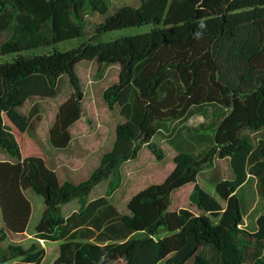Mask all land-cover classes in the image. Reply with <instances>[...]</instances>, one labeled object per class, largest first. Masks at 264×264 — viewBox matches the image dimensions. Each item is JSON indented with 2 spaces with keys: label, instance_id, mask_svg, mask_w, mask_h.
I'll return each mask as SVG.
<instances>
[{
  "label": "trees",
  "instance_id": "1",
  "mask_svg": "<svg viewBox=\"0 0 264 264\" xmlns=\"http://www.w3.org/2000/svg\"><path fill=\"white\" fill-rule=\"evenodd\" d=\"M93 10L107 14L103 0ZM125 6L96 28L89 42L78 48L46 55L26 52L81 37L83 0H0V35L12 34L0 47V149L17 162H0V205L5 228L0 230V264H41L40 241L62 242L53 264H264V214L255 230L245 227L246 207L238 196L250 178L258 181L264 199V0H140ZM75 19L76 22L72 21ZM152 26L149 32L111 42L104 34L131 27ZM96 60L119 65V82L104 91L109 110L120 107L125 122L117 125L110 152L87 180L60 183L55 171L40 157L22 159L20 146L5 124L6 117L21 133L34 134L40 121L38 106L28 113L34 98H54L60 79L68 76L72 96L60 105L49 140L67 148L70 128L84 114V93L76 66ZM194 116L204 121L189 127ZM260 134L254 140L251 134ZM166 134L175 149L174 162L181 184L214 167V159L230 160L233 178L221 180L216 193L222 202L198 184L190 203L203 214L183 211L174 216L173 239L141 236L145 216L152 220L151 204L161 203L163 216L171 183L155 188V201L146 195L132 204V215H122L109 203L120 186V168L148 147L158 161L164 152L153 138ZM113 177L105 197L89 200L91 191ZM31 189L43 196L45 210L34 241L1 244L7 232L27 231L32 207L24 195ZM77 199L78 211L68 217L62 206ZM145 204L141 206V204ZM140 235V236H138ZM171 247L169 250L168 248ZM170 255V256H168ZM168 256V257H167Z\"/></svg>",
  "mask_w": 264,
  "mask_h": 264
},
{
  "label": "rangeland",
  "instance_id": "2",
  "mask_svg": "<svg viewBox=\"0 0 264 264\" xmlns=\"http://www.w3.org/2000/svg\"><path fill=\"white\" fill-rule=\"evenodd\" d=\"M108 7V12L102 15L93 10V0H83L82 12L80 15L83 25V34L81 37L63 41L51 47H42L27 51V55H46L54 51H69L80 47L89 42L96 34V28L103 23L108 17L113 15L122 7L130 6L140 7V0H103ZM72 21L76 22L75 19ZM152 26L131 27L122 30L108 32L101 36L98 42H111L128 36H134L149 32ZM11 30L0 35L1 45L11 37ZM13 56L0 57V63L12 61ZM100 65L96 60H84L76 66V74L80 79V86L84 93L83 107L84 114L71 128L72 145L65 149H56L49 140V132L54 124L55 117L60 105L67 101L73 94L74 88L68 76L60 79L57 86V95L54 98H34L28 101L23 111L28 113L33 106H38L41 121L34 134L21 133L5 117L4 122L12 128L21 150L23 159L28 157H40L44 160L46 166L55 171L59 182L62 184L66 181L72 184H79L87 180L93 171L100 165L102 156L110 152L116 139L117 125L124 123L125 120L120 114V107L115 110L108 109L104 99V91L119 82L120 66L111 65L103 66L102 72L99 73ZM204 119L201 116H194L187 122V126H197ZM166 134L158 135L153 138L155 143L164 152V159L158 161L151 153L148 147H144L138 157L126 162L120 168V186L109 197V203L113 205L120 214L132 215L130 209L132 204L140 205L141 200L148 195L152 201H155V188L164 187L159 192L169 190V184L174 186L168 196L166 209L163 216H168L169 221L159 219V208L161 203L151 204L150 209L152 220L149 221L145 216V224L140 233L141 236L149 235L159 239H173L179 234V231L173 229L175 222L174 216L180 212L186 211L193 215L203 214L195 205L190 203V195L196 184L205 192L222 202L216 193V185L221 180H230L233 178V172L228 158L214 159V167L201 172L193 181L181 184V177L176 173V156L175 149L170 145ZM252 138L257 141L260 134H251ZM71 157H76L82 163L74 168H70L66 161ZM17 158L12 157L8 152L0 149V162H17ZM114 178L110 177L97 185L90 193L89 200H95L105 197L109 190V183ZM171 179L167 184V181ZM25 197L31 204L32 213L28 223L27 231L22 235H15L7 232V239L1 244L7 247L11 243H20L25 248L31 246L34 241L36 227L38 226L45 210V201L43 196L36 194L33 190L24 191ZM238 196L245 203L246 217L245 227L249 230H255L257 218L264 214V199L259 195L258 181L256 178H250L248 183L238 191ZM145 204H141L144 206ZM80 208L77 199L72 200L62 206L61 213L64 217L71 215ZM5 228L1 205H0V230ZM138 235V236H140ZM45 250V257L41 264H53L59 256V246L61 242H44L40 241ZM171 247L168 248V250ZM170 256V255H168ZM167 256V257H168ZM18 259L15 262H19ZM10 262L8 264H15ZM115 264H125L119 260Z\"/></svg>",
  "mask_w": 264,
  "mask_h": 264
},
{
  "label": "crops",
  "instance_id": "3",
  "mask_svg": "<svg viewBox=\"0 0 264 264\" xmlns=\"http://www.w3.org/2000/svg\"><path fill=\"white\" fill-rule=\"evenodd\" d=\"M73 141H71L70 145H72ZM23 159V158H22ZM68 163H69V166L70 168H74L76 167L77 165H80L81 160L79 158H76V157H71L69 159L66 160ZM90 201H93V200H90ZM78 211V210H77ZM76 212V211H75ZM74 213V212H73ZM68 217V216H67ZM61 242V241H60ZM62 243V242H61ZM61 245V244H60ZM60 247V246H59Z\"/></svg>",
  "mask_w": 264,
  "mask_h": 264
}]
</instances>
